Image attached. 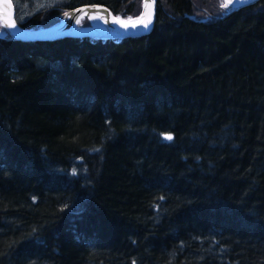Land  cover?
Returning <instances> with one entry per match:
<instances>
[{
  "label": "trees",
  "instance_id": "1",
  "mask_svg": "<svg viewBox=\"0 0 264 264\" xmlns=\"http://www.w3.org/2000/svg\"><path fill=\"white\" fill-rule=\"evenodd\" d=\"M12 2L34 30L142 4ZM0 264H264V0H157L139 36L0 37Z\"/></svg>",
  "mask_w": 264,
  "mask_h": 264
},
{
  "label": "water",
  "instance_id": "2",
  "mask_svg": "<svg viewBox=\"0 0 264 264\" xmlns=\"http://www.w3.org/2000/svg\"><path fill=\"white\" fill-rule=\"evenodd\" d=\"M5 1L7 4L4 12H0V23L2 25L0 37H6L8 39H17L22 41H33V40H55L68 36H91L94 38H113V37H125V36H139L147 34L153 27L157 0H142L141 10L137 17H140L141 23L137 27L131 28H115L116 33L109 34H98L94 27L93 22L89 18V25L76 26L77 17L82 11L100 9L106 16L107 23H115L117 16L114 15L109 8L98 5L89 4L81 5L73 8L69 11L64 12L63 19L54 26L41 28V29H26L23 28L15 18V8L12 0H0V3ZM257 0H222L224 7L228 9H237L246 5H250ZM145 5H149L145 7ZM67 15H70L68 18ZM189 18L194 19L192 15H187ZM206 18L200 19L205 21ZM111 28V26L109 25ZM80 31H87L86 33L79 34Z\"/></svg>",
  "mask_w": 264,
  "mask_h": 264
},
{
  "label": "bare ground",
  "instance_id": "3",
  "mask_svg": "<svg viewBox=\"0 0 264 264\" xmlns=\"http://www.w3.org/2000/svg\"><path fill=\"white\" fill-rule=\"evenodd\" d=\"M6 7H7L6 2L2 1V3H0V12L3 13ZM69 16L70 15H67L66 18H68ZM84 16H89L92 19H94V20L92 19L90 20L93 22L96 32L98 34L116 33L115 31L116 27L117 28H131V27H137L141 23L140 17H136V18L117 17V20L115 23H112V22L107 23L106 16L102 10L100 11V9H92V10H87V11L84 10L81 13H79L76 20H80ZM109 25L111 26V28L109 27ZM86 32L87 31H80L79 34H83Z\"/></svg>",
  "mask_w": 264,
  "mask_h": 264
},
{
  "label": "rangeland",
  "instance_id": "4",
  "mask_svg": "<svg viewBox=\"0 0 264 264\" xmlns=\"http://www.w3.org/2000/svg\"><path fill=\"white\" fill-rule=\"evenodd\" d=\"M55 2H56V0H26V2L24 4H20V6H19L20 13H21L19 15L20 19L24 18L30 12L44 10L47 7L53 5ZM63 13L60 15L61 17L59 19H53L51 24H49V25H47L45 27H43V26L38 27L37 29L47 28V27H51V26L57 25L63 19L62 18ZM89 18L92 19L91 17H89ZM89 18H87V16H84V17H82V19L77 20L79 22H76V26L89 25L90 24L89 23ZM121 18H136V17H121ZM92 20H94V19H92ZM1 29H2V26H1V23H0V33H1Z\"/></svg>",
  "mask_w": 264,
  "mask_h": 264
},
{
  "label": "snow or ice",
  "instance_id": "5",
  "mask_svg": "<svg viewBox=\"0 0 264 264\" xmlns=\"http://www.w3.org/2000/svg\"><path fill=\"white\" fill-rule=\"evenodd\" d=\"M149 5H145V7H148ZM77 22H79V21H77ZM166 139H169V140H171L172 139V137L171 136H167L166 137Z\"/></svg>",
  "mask_w": 264,
  "mask_h": 264
}]
</instances>
